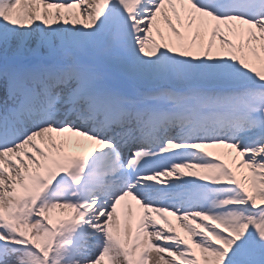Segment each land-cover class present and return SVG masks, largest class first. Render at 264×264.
I'll list each match as a JSON object with an SVG mask.
<instances>
[{
	"label": "snow or ice",
	"instance_id": "1",
	"mask_svg": "<svg viewBox=\"0 0 264 264\" xmlns=\"http://www.w3.org/2000/svg\"><path fill=\"white\" fill-rule=\"evenodd\" d=\"M0 264H264V0H0Z\"/></svg>",
	"mask_w": 264,
	"mask_h": 264
}]
</instances>
